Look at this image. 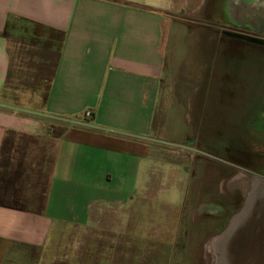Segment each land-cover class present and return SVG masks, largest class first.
Wrapping results in <instances>:
<instances>
[{
	"label": "crops",
	"instance_id": "obj_1",
	"mask_svg": "<svg viewBox=\"0 0 264 264\" xmlns=\"http://www.w3.org/2000/svg\"><path fill=\"white\" fill-rule=\"evenodd\" d=\"M179 2L0 0V264H45L60 238H122L156 197Z\"/></svg>",
	"mask_w": 264,
	"mask_h": 264
},
{
	"label": "rangeland",
	"instance_id": "obj_2",
	"mask_svg": "<svg viewBox=\"0 0 264 264\" xmlns=\"http://www.w3.org/2000/svg\"><path fill=\"white\" fill-rule=\"evenodd\" d=\"M178 5L169 38L178 69L166 75L155 126L162 187L117 229L122 238L110 229L97 240L60 238L43 263L228 264L229 248L216 240L227 228L228 245L244 238L243 250L232 253L246 251V261L257 263L264 232L258 238L237 230L264 204L262 197L254 208L247 204L254 181L264 186V0ZM53 127L56 143L61 130Z\"/></svg>",
	"mask_w": 264,
	"mask_h": 264
},
{
	"label": "bare ground",
	"instance_id": "obj_3",
	"mask_svg": "<svg viewBox=\"0 0 264 264\" xmlns=\"http://www.w3.org/2000/svg\"><path fill=\"white\" fill-rule=\"evenodd\" d=\"M226 9H227V7H226ZM250 113H252V112H250ZM260 183H261L260 181L259 182H256V180L253 183V191L254 192L252 191V195L249 197V203H247L248 205L250 204V206L252 205L251 206L252 208H254V206H257L258 205V201H257L258 199L257 198L262 197L263 200H264V186H262ZM260 206H261L260 214L257 215L256 218L250 217L251 220L249 221V223L247 225H245V226L243 225V226L239 227L238 230H237V235H240L241 236V235H245L247 233L248 234H252V233H256L257 232L258 238H260L262 232H264V204H261ZM219 237H217V239H219ZM216 240H215V242H216ZM242 240L240 239V242L239 241L238 242L235 241V242L230 243V247H229L230 249H229V252H228L227 257H226V260H227L228 264H249L246 261V259L248 258V256H249V258H251L250 254H248V252L244 251V253H245L244 256H246V257H244V256L243 257H239L240 255L235 256L232 253V249H235V250L242 249L243 250ZM245 244H247V242H245ZM256 248H260L261 249V252H259V253L256 254V259H257V263L256 264H264V251H263L264 247H261L257 243Z\"/></svg>",
	"mask_w": 264,
	"mask_h": 264
}]
</instances>
